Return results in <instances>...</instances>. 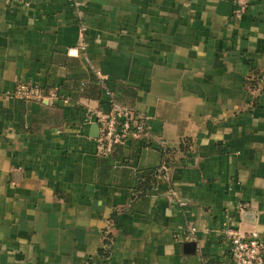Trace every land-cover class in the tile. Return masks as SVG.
I'll use <instances>...</instances> for the list:
<instances>
[{"label":"crops","instance_id":"0c3cea01","mask_svg":"<svg viewBox=\"0 0 264 264\" xmlns=\"http://www.w3.org/2000/svg\"><path fill=\"white\" fill-rule=\"evenodd\" d=\"M104 88L146 134L100 157ZM227 227L264 242V0H0V264H232Z\"/></svg>","mask_w":264,"mask_h":264},{"label":"built area","instance_id":"2783aa9c","mask_svg":"<svg viewBox=\"0 0 264 264\" xmlns=\"http://www.w3.org/2000/svg\"><path fill=\"white\" fill-rule=\"evenodd\" d=\"M251 0H233V15L241 17L248 9ZM84 29V27H83ZM82 29V30H83ZM84 49V44L68 47L66 53L69 56H78ZM96 78L102 76L98 70H94ZM82 84V83H81ZM13 96L22 100L43 102L58 98L56 89L49 91L36 82L25 81L16 85ZM104 96L107 107L87 108L86 121L98 125V136L94 138L95 154L107 157L113 153L118 144H126L132 138H139L146 134V116L134 109V107L121 103L115 93L104 88ZM196 228L191 227L186 238H194ZM223 234L229 244V252L232 264H264V242L257 232L243 233L238 228L227 227Z\"/></svg>","mask_w":264,"mask_h":264},{"label":"trees","instance_id":"16d2710c","mask_svg":"<svg viewBox=\"0 0 264 264\" xmlns=\"http://www.w3.org/2000/svg\"><path fill=\"white\" fill-rule=\"evenodd\" d=\"M258 77H259V71L257 69L252 70L251 74L246 78V81H245L246 88L250 89V90L255 89L257 87V84H258L257 83ZM91 80H96V79L91 78ZM85 88H86V82L84 80H80L78 82V84H72V86L68 87L66 90L69 91V98L74 100L77 97V91L80 89L84 90ZM143 176H144L142 179L144 182L143 184L146 185L148 182L147 181L148 176L147 175H143ZM145 185H143V186H145ZM106 243H108V242L106 239H104V244H106ZM100 250H102V249H100ZM100 250H99V253H100Z\"/></svg>","mask_w":264,"mask_h":264},{"label":"water","instance_id":"95a60500","mask_svg":"<svg viewBox=\"0 0 264 264\" xmlns=\"http://www.w3.org/2000/svg\"><path fill=\"white\" fill-rule=\"evenodd\" d=\"M95 126H96V131H97V130H98V125L95 124ZM93 136H94V137H97V134L94 133Z\"/></svg>","mask_w":264,"mask_h":264}]
</instances>
